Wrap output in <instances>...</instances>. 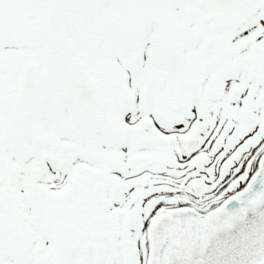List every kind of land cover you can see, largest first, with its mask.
Here are the masks:
<instances>
[{
	"label": "snow or ice",
	"instance_id": "1",
	"mask_svg": "<svg viewBox=\"0 0 264 264\" xmlns=\"http://www.w3.org/2000/svg\"><path fill=\"white\" fill-rule=\"evenodd\" d=\"M0 264H264V0H0Z\"/></svg>",
	"mask_w": 264,
	"mask_h": 264
}]
</instances>
